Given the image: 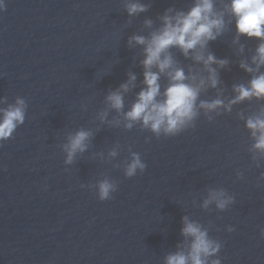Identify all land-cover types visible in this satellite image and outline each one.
I'll list each match as a JSON object with an SVG mask.
<instances>
[{
  "label": "water",
  "instance_id": "1",
  "mask_svg": "<svg viewBox=\"0 0 264 264\" xmlns=\"http://www.w3.org/2000/svg\"><path fill=\"white\" fill-rule=\"evenodd\" d=\"M142 2L149 11L129 25L123 0H5L0 97L9 103L24 98L28 107L25 123L0 144V264H164L182 239L186 214L222 242V264H264V162L259 169L252 163L249 133L236 117L257 110L255 101L212 123L201 115L193 129L170 138L95 119L108 90L126 81L128 71L138 85L143 79L140 50L127 47L128 37L146 18L155 21L173 6L186 9L191 0ZM233 35L234 26L209 44L216 57L232 62L220 72L226 95L250 78L238 66ZM241 43L248 57L258 41L241 37ZM176 58L191 63L178 52ZM139 90L125 97L126 110ZM213 96L209 90L202 98ZM81 127L101 130L89 150L66 166L61 145ZM117 144L118 158L101 160L98 154L106 156ZM129 148L147 168L127 179L113 165L128 158ZM104 176L118 190L101 202L88 186ZM217 187L234 195L235 203L224 212L202 210L206 190Z\"/></svg>",
  "mask_w": 264,
  "mask_h": 264
},
{
  "label": "clouds",
  "instance_id": "2",
  "mask_svg": "<svg viewBox=\"0 0 264 264\" xmlns=\"http://www.w3.org/2000/svg\"><path fill=\"white\" fill-rule=\"evenodd\" d=\"M127 13V23L149 11L150 4L142 0H123ZM5 10V0H0V12ZM231 44L239 59L238 66L250 77L246 82L234 83L231 94H225L220 72L228 69V58H218L210 50V42H215L233 30ZM146 33V34H145ZM241 37L258 41L250 56L245 57V45ZM129 49H139V66L143 79L137 84V75L128 71L127 79L115 90L109 89L104 96V109L96 115L100 125L112 128L123 127L126 131L137 128L149 132L155 138L176 137L193 129L201 115L212 123L224 114H231L233 108L253 101L257 110L246 114L241 110L237 119L244 122L251 141L247 151L256 168L264 162V0H191L186 9L167 8L154 21L146 18L139 32L127 39ZM179 53L184 65L177 58ZM2 78V74H0ZM164 81L165 83H162ZM135 92L134 99L125 107V97ZM209 90L214 96L202 98ZM27 103L17 97L9 103L7 97H0V144L9 140L15 131L25 123ZM115 113L109 119L110 114ZM97 128L81 127L67 133L61 150L65 154L64 164L72 165L78 156H83L91 147ZM145 142H148L147 139ZM120 145H114L101 160L111 162L118 158ZM129 156L121 168L125 178L143 174L147 164L141 155L128 149ZM67 170V168L65 169ZM243 172H236V179L242 180ZM264 181V171L260 173ZM83 187V185H82ZM96 190L101 202L110 200L118 190V184L107 176L88 186ZM195 201L193 204L195 205ZM235 203L234 195L222 187L208 188L199 207L210 211L214 206L217 212H224ZM180 236L175 251L164 257V264H222L219 253L222 242L210 236V226L206 227L189 215L181 218ZM233 227H228L229 233ZM264 239V228L260 229Z\"/></svg>",
  "mask_w": 264,
  "mask_h": 264
}]
</instances>
